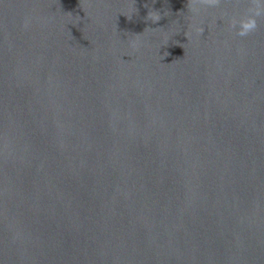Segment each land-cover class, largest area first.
<instances>
[{"label":"water","instance_id":"obj_1","mask_svg":"<svg viewBox=\"0 0 264 264\" xmlns=\"http://www.w3.org/2000/svg\"><path fill=\"white\" fill-rule=\"evenodd\" d=\"M186 4L0 0V264H264V17Z\"/></svg>","mask_w":264,"mask_h":264},{"label":"clouds","instance_id":"obj_2","mask_svg":"<svg viewBox=\"0 0 264 264\" xmlns=\"http://www.w3.org/2000/svg\"><path fill=\"white\" fill-rule=\"evenodd\" d=\"M221 2L222 0H187V13H190L193 18H196L202 11L210 8H218ZM262 17H264V0H248L245 13L238 17H230L227 20V26L230 31H234L236 36L241 38L248 37L258 30V18ZM147 18L155 23L161 19V14L156 10H150L147 13ZM190 26L198 37L204 32L202 23H196L193 20ZM22 27H28L27 20L24 21ZM139 44V41H130L129 46L133 50H136Z\"/></svg>","mask_w":264,"mask_h":264}]
</instances>
